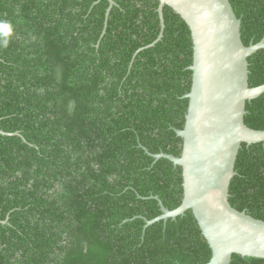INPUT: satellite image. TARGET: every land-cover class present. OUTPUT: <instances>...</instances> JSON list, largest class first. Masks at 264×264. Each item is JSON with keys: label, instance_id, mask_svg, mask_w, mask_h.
<instances>
[{"label": "trees", "instance_id": "1", "mask_svg": "<svg viewBox=\"0 0 264 264\" xmlns=\"http://www.w3.org/2000/svg\"><path fill=\"white\" fill-rule=\"evenodd\" d=\"M0 0L15 26L0 48V264H206L211 250L182 201L179 157L192 43L157 0ZM244 46L264 36V0H229ZM106 25V26H105ZM105 29L104 35H102ZM264 84V49L247 58ZM244 123L264 129V95ZM146 149V152L145 150ZM229 204L264 221V143L242 144ZM158 198V199H155ZM230 264H264L232 255Z\"/></svg>", "mask_w": 264, "mask_h": 264}, {"label": "water", "instance_id": "2", "mask_svg": "<svg viewBox=\"0 0 264 264\" xmlns=\"http://www.w3.org/2000/svg\"><path fill=\"white\" fill-rule=\"evenodd\" d=\"M157 1L160 33L149 47L162 39L167 6L190 31L192 74L190 91L184 95L188 100L184 126L175 130L182 140L181 154L152 155L181 168L182 201L171 211L159 202L162 214L146 222L174 219L190 210L211 250L206 264H230L232 255L264 259V221L234 209L228 201L241 145L264 143V129L253 130L244 123L246 102L264 95V84L249 87L247 62L264 49V36L243 45L241 22L229 0ZM107 2L105 24L115 5Z\"/></svg>", "mask_w": 264, "mask_h": 264}, {"label": "clouds", "instance_id": "3", "mask_svg": "<svg viewBox=\"0 0 264 264\" xmlns=\"http://www.w3.org/2000/svg\"><path fill=\"white\" fill-rule=\"evenodd\" d=\"M15 34V26L6 19H0V48H7Z\"/></svg>", "mask_w": 264, "mask_h": 264}]
</instances>
